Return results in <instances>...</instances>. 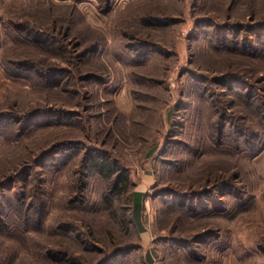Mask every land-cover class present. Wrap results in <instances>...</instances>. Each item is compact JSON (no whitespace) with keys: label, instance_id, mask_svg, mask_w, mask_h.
<instances>
[{"label":"rangeland","instance_id":"obj_1","mask_svg":"<svg viewBox=\"0 0 264 264\" xmlns=\"http://www.w3.org/2000/svg\"><path fill=\"white\" fill-rule=\"evenodd\" d=\"M263 49L264 0H0V264H264Z\"/></svg>","mask_w":264,"mask_h":264},{"label":"trees","instance_id":"obj_2","mask_svg":"<svg viewBox=\"0 0 264 264\" xmlns=\"http://www.w3.org/2000/svg\"><path fill=\"white\" fill-rule=\"evenodd\" d=\"M36 66H38V65H36ZM36 66L33 63H32V65H30V67L33 68V69L39 68V67H36ZM51 69L54 70V68H51ZM63 72H66V71L61 70V71H56L54 74H49L48 77H46V80L49 83V80H51L52 75H56L58 73L62 74ZM257 112L259 114L263 115V117H262L263 121L262 122L264 124V108L262 106H260V108H259V106H258L257 107ZM86 162H87L88 166L95 173H97L98 175H100L102 178H104L106 180H111L112 181V175L117 172L116 167L111 162V160L109 158H107V157H102V156H98V155L92 156V155L89 154L87 156ZM119 186H121L123 188L121 192H124V193L128 192V182H127V178L126 177L120 175V176H117L114 179V191H116ZM130 196H131L132 214H133V218H134L133 222H134L135 225H138V223L140 222V217H141V209H142V206H143L144 194L142 192L134 191V192L130 193ZM66 258H68V257H66ZM55 260L59 261V263H64L65 262L62 259H55ZM72 261H75V257L72 259Z\"/></svg>","mask_w":264,"mask_h":264}]
</instances>
